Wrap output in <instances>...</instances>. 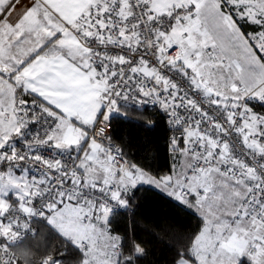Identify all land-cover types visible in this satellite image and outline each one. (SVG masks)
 <instances>
[{
	"label": "snow or ice",
	"instance_id": "1",
	"mask_svg": "<svg viewBox=\"0 0 264 264\" xmlns=\"http://www.w3.org/2000/svg\"><path fill=\"white\" fill-rule=\"evenodd\" d=\"M19 3L0 0V264H137L112 221L145 185L200 219L173 264H264V0ZM149 105L163 175L111 135Z\"/></svg>",
	"mask_w": 264,
	"mask_h": 264
},
{
	"label": "trees",
	"instance_id": "2",
	"mask_svg": "<svg viewBox=\"0 0 264 264\" xmlns=\"http://www.w3.org/2000/svg\"><path fill=\"white\" fill-rule=\"evenodd\" d=\"M132 115L140 114L133 112ZM143 116L154 125L146 127L136 120L114 117L112 137L124 148L130 161L146 166L153 174L163 175L170 171L174 163L169 151L167 121L151 109ZM134 195L132 209L122 210L114 216V232L121 235L131 233L143 242L145 255L137 264H173L176 249L198 229V215L146 185Z\"/></svg>",
	"mask_w": 264,
	"mask_h": 264
},
{
	"label": "built area",
	"instance_id": "3",
	"mask_svg": "<svg viewBox=\"0 0 264 264\" xmlns=\"http://www.w3.org/2000/svg\"><path fill=\"white\" fill-rule=\"evenodd\" d=\"M30 0H20V3H19V5H18V8L20 7V5H25V4H27L28 2H29ZM148 109H151V110H154V111H156V112H158V113H160L162 116H164V118L166 119V121H167V117H166V115L159 109V108H157V107H154V106H152V105H149L148 106ZM168 127H169V125H168ZM112 131V130H111ZM111 135H112V133H111ZM172 135V132L170 131V136ZM123 209H121V210H118L117 212H120V211H122Z\"/></svg>",
	"mask_w": 264,
	"mask_h": 264
},
{
	"label": "crops",
	"instance_id": "4",
	"mask_svg": "<svg viewBox=\"0 0 264 264\" xmlns=\"http://www.w3.org/2000/svg\"><path fill=\"white\" fill-rule=\"evenodd\" d=\"M29 4H30V1L27 4H25V5L24 4L20 5V7L18 8L16 14L18 15L19 13L23 12L29 6ZM146 186H148V185H146ZM149 187H152V186H149Z\"/></svg>",
	"mask_w": 264,
	"mask_h": 264
}]
</instances>
